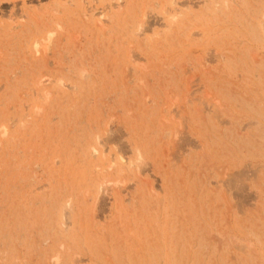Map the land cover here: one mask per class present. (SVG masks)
Masks as SVG:
<instances>
[{
  "label": "rangeland",
  "instance_id": "rangeland-1",
  "mask_svg": "<svg viewBox=\"0 0 264 264\" xmlns=\"http://www.w3.org/2000/svg\"><path fill=\"white\" fill-rule=\"evenodd\" d=\"M0 264H264V0H0Z\"/></svg>",
  "mask_w": 264,
  "mask_h": 264
},
{
  "label": "bare ground",
  "instance_id": "bare-ground-1",
  "mask_svg": "<svg viewBox=\"0 0 264 264\" xmlns=\"http://www.w3.org/2000/svg\"><path fill=\"white\" fill-rule=\"evenodd\" d=\"M47 33H48V32H47ZM46 47H47V45L43 46V47L41 48V52H44V53H45V52H46V50H47V48H46ZM39 53H40V52H39Z\"/></svg>",
  "mask_w": 264,
  "mask_h": 264
}]
</instances>
